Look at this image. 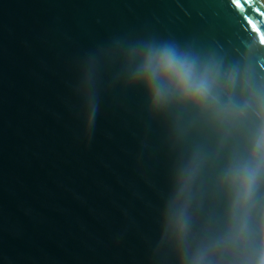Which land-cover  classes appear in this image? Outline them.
I'll return each instance as SVG.
<instances>
[{"label":"water","instance_id":"obj_1","mask_svg":"<svg viewBox=\"0 0 264 264\" xmlns=\"http://www.w3.org/2000/svg\"><path fill=\"white\" fill-rule=\"evenodd\" d=\"M262 137L264 0H0V264H258Z\"/></svg>","mask_w":264,"mask_h":264},{"label":"clouds","instance_id":"obj_2","mask_svg":"<svg viewBox=\"0 0 264 264\" xmlns=\"http://www.w3.org/2000/svg\"><path fill=\"white\" fill-rule=\"evenodd\" d=\"M143 73H147L146 86L153 93L154 104L159 105L169 94L174 92L178 98L202 103L211 96V87L205 77L194 74L193 62L183 54L178 53L171 46H163L157 53L149 56ZM161 77L166 79L167 85L161 83ZM264 143V137L261 139ZM254 173H247V183L242 186L241 195L247 199L251 194ZM258 264H264V250H262Z\"/></svg>","mask_w":264,"mask_h":264},{"label":"snow or ice","instance_id":"obj_3","mask_svg":"<svg viewBox=\"0 0 264 264\" xmlns=\"http://www.w3.org/2000/svg\"><path fill=\"white\" fill-rule=\"evenodd\" d=\"M233 2H236V0H233Z\"/></svg>","mask_w":264,"mask_h":264}]
</instances>
